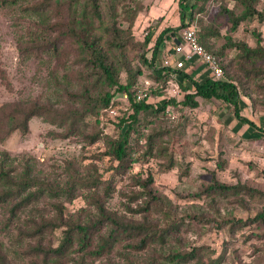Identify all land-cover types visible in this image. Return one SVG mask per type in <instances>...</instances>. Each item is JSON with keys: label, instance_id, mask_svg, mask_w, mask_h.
Masks as SVG:
<instances>
[{"label": "rangeland", "instance_id": "374dc122", "mask_svg": "<svg viewBox=\"0 0 264 264\" xmlns=\"http://www.w3.org/2000/svg\"><path fill=\"white\" fill-rule=\"evenodd\" d=\"M39 1L0 8V105L35 102L85 116L77 130L66 136L64 128L31 117L25 135L13 132L0 142V160L5 152L6 163L19 171L31 158L39 180L51 185L70 182L75 190L70 201L44 198L13 220L8 219L10 204H0L3 264H43L42 253L56 247L61 229L42 236L31 235L30 230L41 221H54V204L62 206L63 218L70 223L87 221L93 211L85 191L73 184L75 176L98 178L100 194L108 186L109 197L103 203L115 217L148 222L158 230H167L168 235L163 244L154 243L143 251L119 242L109 254L94 257L87 254L90 248L80 251L73 246L63 258L47 256L45 264H168L162 257L194 248L203 264H264V137L237 124L228 105L195 98V109L169 104L158 114L140 113L129 134L130 163L126 168H118L106 154L105 137H117V121L130 115V108L119 96L114 98L115 114L100 107L99 99L113 89L95 77L85 61L86 52L77 44L84 36L86 42L94 37L116 72L117 82L129 80L131 91L149 105L161 106L171 99L178 103L183 97L178 83L183 80H158L141 61L142 57L149 60L153 41L163 29L178 28L177 0H95L98 22L85 0L81 25L86 31L70 21L69 34H62L56 42L57 35L49 32L42 44L45 48H38L35 40L43 21L30 11ZM80 1L82 5L84 0ZM254 7L264 16V0H256ZM224 10L239 17L243 8L238 0L198 1L187 27L193 29L203 49L218 57L223 77L236 86L240 115L264 127V21L254 16L231 30ZM42 18L64 28L69 23L64 9L45 13ZM181 29L164 39L160 61L167 59L169 49L179 42ZM233 45L257 52L246 56L242 48ZM161 65L155 62L156 67ZM182 70L197 81L208 74L198 62L185 64ZM94 134L99 136L90 144L87 138ZM147 178L151 179L148 189L162 206L144 212L147 199L140 196L141 183ZM212 179L238 188L236 192L210 191L207 187ZM235 220L245 224L237 228L232 225ZM174 225L177 228L170 230Z\"/></svg>", "mask_w": 264, "mask_h": 264}, {"label": "trees", "instance_id": "16d2710c", "mask_svg": "<svg viewBox=\"0 0 264 264\" xmlns=\"http://www.w3.org/2000/svg\"><path fill=\"white\" fill-rule=\"evenodd\" d=\"M20 1L27 0H0V8L7 7L8 5H15ZM189 0H177V6L179 8V25L178 28H184L183 30L190 28L187 27L188 20L191 18L192 10L197 7V2H205L207 0H192L188 5ZM241 4L243 11L239 17H233L229 11H225L228 20L231 23V30H235L237 25L252 17H256L258 21L263 22L264 16L262 13L256 11L254 4L256 0H238ZM80 0H40L38 3H33L30 8L32 15L41 17L42 23L38 24L40 29H36L37 38L36 42L39 44L38 48H45L42 45L46 41V35L49 32H54L57 36L55 37L58 42L59 37L62 39L64 36L69 34L70 21L75 25H81L83 18L86 15V1L81 5ZM90 10L94 19L99 20L98 8L95 0H89ZM88 4V3H87ZM55 6L54 9H51ZM65 12V18L69 22L66 28L57 25L55 23L49 24L44 21L42 16L45 13L61 11ZM200 11V9H198ZM63 23V21H60ZM35 24V23H34ZM178 28H166L163 29L153 41V45L150 51V58L146 60L144 57L141 58L142 64L147 66L150 71L154 74L155 78L165 82V79L178 77L183 80L184 83H178L179 88L183 92L182 100L175 103L174 100H168L161 106H152L146 103L143 99L140 101L135 100V94L131 91L132 83L127 80L126 83L120 84L117 82L116 72L112 68L111 64L107 62L106 56L102 50L96 45L94 37H89V41L86 42V38L83 37L78 42V48L83 50L87 54L86 63L90 65L95 77L100 78L105 85L112 88V93L106 92L100 99V107L103 109L113 108L116 104L115 96L125 94L127 97V104L130 108V115L126 118L121 117L117 121L118 134L115 139L105 137L107 144V155L112 160L117 162L118 168H126L128 161V139L129 134L134 131V126L137 123V117L140 113L145 114H158L163 112L164 108L169 104L179 105L182 108L195 109L197 102L195 98L203 100H215L220 101L231 108L232 118L237 124L245 126L246 129L258 132L264 137V127L256 126L251 120L240 115V99L236 89V86L226 79L223 74L222 67L219 63L218 57L209 53L205 49V52L214 56L217 60V64L222 71V76L219 79H212L209 75H205L203 80L197 81L192 75L185 70L175 69L174 66H155V62H161V45L164 39L167 38L168 34L174 33ZM66 29V30H65ZM82 32V25L80 26ZM41 30V31H40ZM181 29V32L183 31ZM57 32V33H56ZM59 33V35H58ZM179 34V35H180ZM35 35V34H34ZM150 34L144 38V44L149 42ZM198 41V38H197ZM55 42V43H56ZM198 44L201 46L200 42ZM258 44V43H256ZM60 45V43H58ZM242 46V47H241ZM258 46V45H256ZM202 47V46H201ZM242 48L243 53L252 55L257 52L255 48H247L245 45H233L235 49ZM173 47L167 52V56L170 54ZM203 48V47H202ZM260 48V47H258ZM20 49V48H18ZM51 50H54L52 45ZM259 51V50H258ZM20 51V53H22ZM24 53V52H23ZM258 54V53H257ZM192 72V71H191ZM139 74V71H136ZM131 78V77H130ZM87 115V114H86ZM85 115H76L68 112H63L59 109L52 108L46 104H38L35 102L29 103H11L0 105V142L5 140L13 132H19L25 135L28 132V122L31 117H41L44 122L51 125H55L58 128H64L65 135L74 133L77 130L78 122H83ZM98 134L89 136L88 142L91 144L97 138ZM64 138V137H63ZM150 136L146 137V142L149 143ZM2 159L0 160V204L8 203L9 208V220L17 218V215L27 208L35 205L42 199L55 201L63 199L70 201L74 197L75 188L70 185V182H64L63 184H52L45 180H39L35 175L33 161L31 158L27 159L24 164V168L16 171L13 166L6 163L8 159L7 154L1 153ZM12 160V159H11ZM151 179L147 178L141 183L143 196L147 199L146 205L142 208V211H149L151 206L161 207L159 199L148 189ZM73 184L77 185V188L85 191V199L91 211H93L87 218V221L79 224H72L70 220L63 218V209L61 205L54 204L55 218L54 221L44 220L39 224L35 225L30 234L42 236L54 229H61V237L59 243L54 248H49L42 254L43 264L49 258L59 259L63 258L70 252L73 246L79 248L80 251H84L87 248L91 250L87 252L90 256H100L109 254L112 248L119 242H125L127 246L136 251H143L149 245L154 243L163 244L164 239L167 237V230H158L154 225L142 221H130L121 220L110 213L105 207L103 200L109 197L108 186L103 188L100 194L98 188L102 185L98 178L88 176L85 178H79L77 176L73 179ZM208 190L218 192H236L238 187H230L222 185L212 179L211 185ZM241 188V187H240ZM264 222V221H263ZM244 222L235 220L232 222L233 226L240 228L244 225ZM177 226H170V230H175ZM31 229V228H29ZM198 249H191L189 252H172L169 255L162 257L168 264H203ZM4 256L0 254V264H3Z\"/></svg>", "mask_w": 264, "mask_h": 264}, {"label": "built area", "instance_id": "2783aa9c", "mask_svg": "<svg viewBox=\"0 0 264 264\" xmlns=\"http://www.w3.org/2000/svg\"><path fill=\"white\" fill-rule=\"evenodd\" d=\"M168 56L167 59L162 61L163 66L172 65L175 69H181L185 64L198 62L205 67L210 78L215 80L222 76V71L217 64L216 58L203 50L198 44L197 37L191 28H187L181 32L179 42L174 44ZM119 98L127 104L125 94H121ZM141 99L140 95L135 96L136 101H140ZM107 113L110 115L115 114L114 107L107 109Z\"/></svg>", "mask_w": 264, "mask_h": 264}]
</instances>
